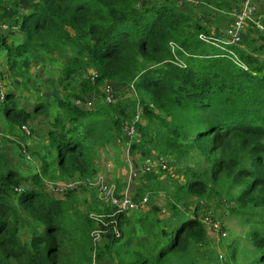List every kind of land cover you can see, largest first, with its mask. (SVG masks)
I'll use <instances>...</instances> for the list:
<instances>
[{
	"label": "trees",
	"instance_id": "trees-1",
	"mask_svg": "<svg viewBox=\"0 0 264 264\" xmlns=\"http://www.w3.org/2000/svg\"><path fill=\"white\" fill-rule=\"evenodd\" d=\"M222 2L231 6L230 0ZM188 13L176 0H0V27L17 26L20 34L19 40L0 34L7 78L28 87L34 82L32 61L44 62L47 54L51 63L60 62L56 80L63 92L51 100L55 111L42 102L32 110L20 107L8 91L0 101L8 136L3 141H16L13 136L24 140L20 126L34 114L48 122L47 146L18 143L23 156L30 152L39 159V172L28 185L0 147V264H99L106 255L119 264H195L193 252L207 242L208 228L200 220L201 204L184 201L217 194L220 188L235 189L231 211L248 225V244L233 240L224 264H264V218L256 217L264 209V60L259 57L264 32L247 23L254 37L242 33V46L262 43L248 50L223 47ZM258 18L264 25V16ZM200 34L213 39L206 42ZM229 49L244 67L233 61ZM107 83L126 84L129 90L124 95L114 90L113 100L106 102ZM121 97H132L141 107L134 123L140 138L130 150L143 161L154 154L180 163L196 150L208 164L205 171H187L177 184L167 223L156 211L110 216L111 208H97L73 215L76 190L63 193L64 199L44 190L45 181L95 172L97 147L120 136L123 124L133 118L131 104ZM148 167L131 196L135 200L144 197L143 186L160 182L153 166ZM15 187L22 189L16 192ZM12 196L24 208L15 209ZM180 202L187 214H175ZM91 212L101 214L102 221ZM23 226L29 230L28 242L19 234ZM97 228L103 230L102 245L91 236Z\"/></svg>",
	"mask_w": 264,
	"mask_h": 264
},
{
	"label": "rangeland",
	"instance_id": "rangeland-1",
	"mask_svg": "<svg viewBox=\"0 0 264 264\" xmlns=\"http://www.w3.org/2000/svg\"><path fill=\"white\" fill-rule=\"evenodd\" d=\"M154 1H159V0H154ZM197 3H191L187 2L184 0H176L178 5L184 6V10H187L189 15H191L195 20H197L199 23H202V19H206L207 23L209 26H206V28L209 30L210 34L212 32V37L219 38V25H221V21H228L226 25L229 24L231 20V13L227 12L228 10H231L232 8H237L240 4V0H230L231 6H226L225 2L222 1H228V0H196ZM221 10V11H220ZM255 14V13H254ZM205 21V20H204ZM214 28H217L214 30ZM257 28V27H256ZM213 29L214 31H211ZM258 29V28H257ZM259 30V29H258ZM241 44V37H240V42ZM238 44V45H239ZM255 45V44H254ZM253 45H250L252 47ZM244 47V46H243ZM245 48V47H244ZM262 54V53H261ZM260 54V55H261ZM4 55V50L0 49V56ZM60 62H57L55 64L51 65L49 64L48 67L53 71L54 77L57 75V65ZM35 68H33V71ZM32 71V72H33ZM47 75L46 73L42 74V77L45 78ZM1 78V77H0ZM35 78V77H34ZM8 80V78H6ZM2 80V81H1ZM1 82L3 83L4 79L1 78ZM9 81V80H8ZM41 81L39 84L38 82ZM55 82V80H54ZM54 82H48L47 85L48 88L44 91H52L53 88L52 83ZM1 83V85H2ZM13 82H11L12 84ZM46 82H42V80H39L36 78V82H32L28 87L24 88H17L16 94L18 95V101L22 100V104L25 107H29V104L32 101H35L32 96H36V93L39 91H43V88H45ZM122 93V92H121ZM125 93V92H124ZM122 93L121 95H124ZM127 94V93H125ZM129 95V94H128ZM16 96V95H15ZM43 96H45L43 94ZM37 97V96H36ZM17 98V96H16ZM49 98H51V95H49ZM93 98V96L91 97ZM123 100H127L131 106L128 109V113L134 115L136 112L140 113V106L136 101H131L133 98L131 97L130 100L126 97L123 98ZM41 99L40 102L42 103H47V105H51V101L46 102V98L39 96L37 97V100ZM39 102V101H38ZM55 104L51 105L52 111H55ZM91 106V105H90ZM133 109V110H132ZM52 115V116H51ZM51 118H53V113L49 114ZM4 114L2 111H0V126H3V119H4ZM133 117V116H132ZM1 129V128H0ZM32 134V130H31ZM26 137L24 140L13 136V140H16L17 142L21 143L22 146H29L33 147L35 149H39L42 145L47 146L46 144L48 142H34L31 141L30 135ZM139 136V137H138ZM115 137L111 138V140L107 141L106 143L102 144V146L97 147L96 149V155L94 157V166H95V172H99L102 175L107 176L109 170L102 167H98L96 161L99 159V157H103L105 155H101V153L109 148L111 149V144L112 141H115ZM137 138H140V133H137ZM136 138V139H137ZM46 136H45V141H46ZM139 141V140H138ZM12 141L10 142H1L0 139V147L3 148V143L11 144ZM126 145V144H125ZM127 148V146H126ZM127 151H131L130 148L127 149ZM135 153L140 156L139 152L134 150ZM155 150H150L149 152H153ZM30 153V152H29ZM28 153V155H29ZM31 155V154H30ZM29 155V158L31 159L29 162L24 160V156L21 153L14 152L13 154V161L11 165H14L16 170H18L21 174L27 175L26 178L29 179L30 176H28L31 172L36 171L39 172V159L35 155ZM107 156V155H106ZM111 159V156H109ZM17 160V161H16ZM24 161V162H23ZM117 163H120L118 159H116ZM208 169V164L204 160L203 156H201L198 151L193 150L189 153L188 157L182 160L180 163H175L172 162V160L167 162V167L164 169V171L160 172L162 178L160 179V182H154L153 184H150L148 186H143L142 190V196L147 197V202L151 204V208L149 210H146L145 212L151 211V212H158V209L161 211H169L170 209V204L175 203L172 195V191H176V186L178 183H181L184 181L186 178V172L191 171V170H196V171H205ZM105 177V176H104ZM106 180L107 177H105ZM29 181V180H28ZM110 181V180H108ZM47 181H45L46 184ZM150 188H152L150 190ZM235 189H219V192L216 194H210L208 192L206 195H204L203 198H195V197H186L185 201L187 205L195 204L198 202L201 204L203 208V212L200 213V218L205 214H211L216 217V221H218L220 229L219 230H214L212 228H208V234H207V242L205 243L204 246H202L199 250H195L193 252V257L194 258V263L195 264H200L202 261H208V262H213L217 261V264H224L225 259L227 256V251H228V245L233 241V240H238L240 243H245L248 244L247 237H246V232L248 230V225L243 222V219L241 218V215L235 214L231 211V207H233V202H232V194L234 193ZM57 198V196H55ZM152 202V203H151ZM9 203L18 211L20 210V207L24 208L22 205L19 204L17 197L12 196L9 199ZM177 205V211L175 214H187V210L185 209V206L183 205L182 202L176 204ZM72 209V214H82L80 211V208L78 207V203L75 202L73 205ZM26 209V208H25ZM28 210V209H27ZM257 212V218H264V209H259L256 211ZM134 215H138L141 213L140 210H136L131 212ZM159 213V212H158ZM23 215H26L23 213ZM161 217V216H160ZM164 219V217H163ZM20 231H24L25 233L29 234V230L27 227H21ZM24 237V236H23ZM25 238V237H24ZM167 242V239L163 240V244ZM223 255V258H220L219 255ZM201 256V257H200Z\"/></svg>",
	"mask_w": 264,
	"mask_h": 264
},
{
	"label": "crops",
	"instance_id": "crops-1",
	"mask_svg": "<svg viewBox=\"0 0 264 264\" xmlns=\"http://www.w3.org/2000/svg\"><path fill=\"white\" fill-rule=\"evenodd\" d=\"M241 2H242V0H240V4H239V6L237 8H232L231 10L227 9V12L231 13L232 17H231V20H230L228 25H226V23H228V21H225V22L221 21L220 22L221 25H219V38H223V39L225 38L226 29L232 23L233 18H234V14L241 8V4H242ZM253 4H254V6L256 8V11H255L256 12L255 13L256 16H255V18L259 19L258 16L259 17H261V16L263 17L264 16V0H253ZM22 8L26 9V8H28V5L27 4H22ZM204 20L202 19V23L201 24L202 25H206L207 24V26H209V24L207 23V20L206 19H204ZM250 28H252V27H249V24H247L245 26V29H244V32H243L242 35H244L245 37L253 38L254 35L250 32ZM216 29L217 28H214V30H216ZM214 30L211 29V31H214ZM10 31L13 32V35H11L12 37L10 36V33H11ZM0 34L7 35L8 36L7 37L8 40H12V39L19 40L20 39V34H19V31H18V27L17 26H11V28H9L7 23L3 24L0 27ZM211 34H212V32H211ZM262 41H253V42H251V45L255 44V45L258 46V45H260L262 43ZM240 46L244 50H248V49L251 48V47L248 48V47L244 46L246 48L245 49L242 46V44L238 45V47H240ZM259 57H260V55H259ZM44 60H45L44 62L41 61V59L40 60H33L32 63H31L30 71L32 73L33 78L35 77L34 78L35 82H36V78H38L39 80H42V82H46L45 88L41 87L43 89V91L37 92L36 96L38 98H39V96L45 97L46 98V102H47L49 100L51 101L52 99H54L56 97H63V92L58 87L56 77H54V75H53V71L48 67L49 64L51 65V62H50L47 54H46V56L44 55ZM5 63H6V58H5V52H4V55L0 56V77L2 79H4L3 83L1 82L2 83V90L5 91V92L8 91V92H11V93L15 94L17 96L16 99H17L18 105L20 107H24V108H26L28 110H32L33 106L36 105L37 103H39L41 101V99L37 100L36 96H32V98L35 101H32L29 104V107H25L22 104L23 103L22 100L18 101V98H20V97H18V95L15 92H16L17 88H23V86L20 85V84H17V83H12L11 84L12 81L9 80V78H8L9 81L6 79L7 76H6ZM33 68H35L34 71H33ZM90 72L94 73L95 71L92 68ZM44 73H46V75H47L45 78L42 77V74H44ZM83 74L86 75V76H89L87 74H90V73H86L85 72ZM1 78H0V80H1ZM54 80H55V82H54ZM48 82L49 83L50 82H54V83H52V86H51L53 88V90L51 92L50 91H44L49 86V85H47ZM38 83L40 84L41 81H39ZM112 86H113V88L116 91L122 92V93L124 91H126V90H129L128 89V85H126V84H120L119 83V84L112 85ZM43 94L45 96H43ZM49 95H51V98H49ZM47 123H48L47 122V118L44 117L43 115H41V114L32 115V117H31V119H30V121L28 123L30 129L32 130V134L30 135V137H32L31 141H34V142H38V141L48 142V139H47L48 124ZM0 128H1L0 129L1 142H9V141H3V138H5L6 135L3 133L4 127L0 126ZM19 130L22 133H24L21 129H19ZM28 136L29 135H27V137ZM45 136H46V139H47L46 141H45ZM6 137H8V136H6ZM18 143L19 142H17V141H12L11 144H7V145L5 143L2 144L4 151L8 155V158H9V161H10V165L12 164V161H13L14 152L19 153L21 155L20 148L18 147ZM19 144H21V143H19ZM101 155H105V156L99 157V159L96 161L97 166L100 167V168L102 167V169L106 168V169L109 170V172H108V174L106 176L108 180L114 182L115 184L116 183H119V184L122 183V185L120 187H118L117 184H116L117 192L118 193L119 192L120 193H126L129 196L134 197V195L137 193V190L141 187L142 182H143V177L142 176L145 174L143 172V170H142L143 163L145 162V161H143L144 158L142 159L141 156H138L133 151H127V148H126V145H125L124 141H121V142L112 141L111 149L108 148L107 151L104 150L101 153ZM109 156H111V159H110ZM151 156H154V154L151 155ZM116 159H118L120 161V163H117ZM24 160L29 162L31 159H27V157H25V155H24ZM151 164L153 166L152 167L153 168L152 171L155 172L158 175L159 180H160L162 178L160 172H162V171L158 169V167L155 165L154 162H152ZM11 166L14 169L16 168L14 165H11ZM35 173H37V172L33 171L28 176H31L32 174H35ZM21 176L24 178V180L26 182V185H28V180L29 179L26 178L27 175L21 174ZM44 190L50 196H54V197L57 196V198H61V199H64V197H65L63 195V193H55V192H53L51 190L50 184H48V183L45 184ZM173 192L174 191L171 192V195L173 194ZM76 202L78 203V207L80 208V211H81L82 215L83 214H88L90 211L95 210L97 208H100V209L109 208L108 207L107 198L105 197V195L103 193L99 192L97 187H87V188H84V189H77L76 190ZM150 208H151V204L150 203H148V202L143 203L141 205V208H140L141 209V213H145V211L149 210ZM158 212L156 213V215H158L159 217L161 216L160 218H162V219L164 217L163 221L165 223H167L168 221L171 220L172 212H170V209H169V211L168 210L164 211L161 208V211H158ZM19 234H20V237L24 241H27V242L29 241V238H30L29 234L25 233L24 231H19ZM207 234H208V232H207ZM97 243H98V245H102L103 244V240L99 239L97 241ZM99 264H119V263H118V261H117V259L115 257L110 256V255H106V256L102 257L99 260Z\"/></svg>",
	"mask_w": 264,
	"mask_h": 264
},
{
	"label": "built area",
	"instance_id": "built-area-1",
	"mask_svg": "<svg viewBox=\"0 0 264 264\" xmlns=\"http://www.w3.org/2000/svg\"><path fill=\"white\" fill-rule=\"evenodd\" d=\"M191 3H197L196 0H185ZM241 8L234 14V18L230 26L226 29L225 38L218 39L206 36L204 34H200L199 38L206 41L211 42V39L216 40L219 42V46H228L233 45L237 46L240 42L241 34L243 33L245 26L247 23H252L255 27H257L260 31L264 32V25L260 23L256 18V8L253 4V0H242ZM229 54L233 61L240 63V60L237 58L236 54L232 50H228ZM260 58L264 60V52L260 55ZM244 67V66H243ZM131 88V86H130ZM114 88L111 84H105L104 92H105V101L111 102L113 100L112 95L114 92ZM4 95V91L2 90V85L0 81V101L2 100ZM92 100L87 101V105L90 106L92 104ZM75 104L80 105L82 101L80 99L74 100ZM141 111V107H140ZM139 113L136 112L133 115V118L125 122L122 127V134L120 136L115 137L116 142L124 141L127 146V149L130 148L132 142L137 137V129L134 125L135 122L139 120ZM20 129L27 135L31 134V129L28 124H22ZM26 157L29 158V155L26 154ZM154 162L159 170L164 171L167 167L168 159H166L163 155H154L148 156L143 163L142 170L143 172L149 171L151 167H148L149 164ZM152 165V164H151ZM106 175H102L99 172H94L90 177H77L68 179L66 181H49L51 190L55 193H65L69 190H77V189H84L87 187H97L99 192L103 193L108 200V207L112 209V213L110 216L120 213H127L139 210L143 203L147 202V197L144 196L141 199L135 200L131 196L126 193H118L116 184L112 181L106 180ZM21 187H15L14 190L16 192H20ZM90 216L102 221L103 216L95 214L93 212L90 213ZM216 217L211 214H205L202 219L200 218L202 224L207 228H212L214 230H219L220 226L218 221L215 220ZM116 231V229H115ZM117 232V231H116ZM103 230L100 228L93 229L91 231V236L93 238L94 243H96L99 239H101V234ZM220 258H223V255H219Z\"/></svg>",
	"mask_w": 264,
	"mask_h": 264
},
{
	"label": "clouds",
	"instance_id": "clouds-1",
	"mask_svg": "<svg viewBox=\"0 0 264 264\" xmlns=\"http://www.w3.org/2000/svg\"><path fill=\"white\" fill-rule=\"evenodd\" d=\"M27 135V134H26ZM47 183V182H46Z\"/></svg>",
	"mask_w": 264,
	"mask_h": 264
}]
</instances>
